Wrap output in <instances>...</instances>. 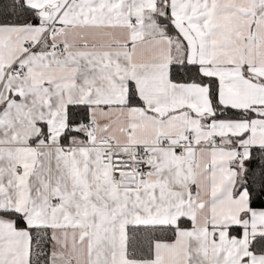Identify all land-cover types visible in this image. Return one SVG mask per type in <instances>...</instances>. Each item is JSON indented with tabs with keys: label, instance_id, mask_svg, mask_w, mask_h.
<instances>
[{
	"label": "snow or ice",
	"instance_id": "1",
	"mask_svg": "<svg viewBox=\"0 0 264 264\" xmlns=\"http://www.w3.org/2000/svg\"><path fill=\"white\" fill-rule=\"evenodd\" d=\"M0 264H264V0H0Z\"/></svg>",
	"mask_w": 264,
	"mask_h": 264
}]
</instances>
